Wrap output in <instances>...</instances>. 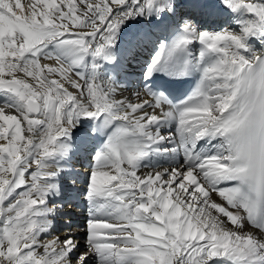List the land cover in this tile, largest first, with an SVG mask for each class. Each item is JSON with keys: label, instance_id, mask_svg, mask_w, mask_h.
<instances>
[{"label": "snow or ice", "instance_id": "6c2138e0", "mask_svg": "<svg viewBox=\"0 0 264 264\" xmlns=\"http://www.w3.org/2000/svg\"><path fill=\"white\" fill-rule=\"evenodd\" d=\"M0 264H264V0H0Z\"/></svg>", "mask_w": 264, "mask_h": 264}, {"label": "bare ground", "instance_id": "6f19581e", "mask_svg": "<svg viewBox=\"0 0 264 264\" xmlns=\"http://www.w3.org/2000/svg\"><path fill=\"white\" fill-rule=\"evenodd\" d=\"M22 3H26V0H22ZM150 47L151 46L149 45V48L147 50H141L140 52H138L136 57L132 60V66L129 69L131 75L128 77L131 81H135L142 73L143 65L151 54ZM86 164V160L81 159L80 162H78L75 166L77 170L83 172L85 170L83 167H86ZM69 210L73 213V218L76 223L79 224L83 222L86 216V205L82 201V199L74 200Z\"/></svg>", "mask_w": 264, "mask_h": 264}]
</instances>
